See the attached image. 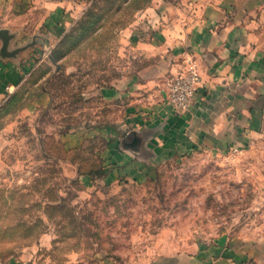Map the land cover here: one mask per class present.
<instances>
[{"label":"rangeland","instance_id":"obj_1","mask_svg":"<svg viewBox=\"0 0 264 264\" xmlns=\"http://www.w3.org/2000/svg\"><path fill=\"white\" fill-rule=\"evenodd\" d=\"M11 61L0 264H264V86L243 79L264 73V0H0ZM203 99L204 139L154 150Z\"/></svg>","mask_w":264,"mask_h":264},{"label":"crops","instance_id":"obj_2","mask_svg":"<svg viewBox=\"0 0 264 264\" xmlns=\"http://www.w3.org/2000/svg\"><path fill=\"white\" fill-rule=\"evenodd\" d=\"M217 7V8H216ZM225 6L222 5H218V6H212L211 11L212 12H220L224 10ZM207 16L210 15L206 14ZM237 29H235V31L232 33L234 34V36L231 35V37L235 38V41L237 43V39L242 38V34L239 33L238 31H236ZM205 32V31H204ZM217 34V33H216ZM214 35V34H213ZM212 35V36H213ZM220 35H222V32H220ZM212 36H203L202 40L204 43L207 44L208 46V41H204L205 38H211ZM205 37V38H204ZM220 37H226V36H220ZM201 44V43H200ZM206 46V47H207ZM212 49V48H211ZM223 54H229L230 52L227 51V49L224 48V51H221ZM207 53L208 56L205 57L203 54ZM244 52L243 51H239V52H235V56H238V58H236V65L240 66L239 64L241 63V56L244 59ZM200 56H204L201 57V59L199 58V64L200 63H209L210 62V54L208 53L207 50H205V48H202V54ZM248 57H251V55H248ZM204 59V60H202ZM17 62H10V63H4L2 66V70L0 71V79L2 80V85L4 87H9L11 85H13L14 82L17 81V79L19 78V70H18V65L16 64ZM243 68H240L238 71H240ZM244 70V69H243ZM245 70H247L245 68ZM243 72V71H242ZM238 73V72H237ZM248 73V75H244L246 78L243 79H248V82H254L252 85L255 87V89L252 90V92H250V94H256L258 93V86H264V73L262 74V76L259 78V73L258 72H253L252 74L249 72H245ZM1 85V84H0ZM0 97H2V94H0ZM219 104H216L217 108L219 109V114H226V116L228 115V113H232L235 109L236 106L234 108H231L230 105V99L229 98H225L219 101ZM237 103L240 102L235 101ZM204 99L202 100V102H194L192 104V106L185 112V113H180L176 114L174 116V118L172 119V117L170 118V116L168 117V119H172L173 121H175L176 125H183L184 130H182V132L179 133V138H180V142H182L183 144H178L177 142H167V141H162L157 138H153L151 141H153L152 148L154 150H168L171 151L173 149H186L189 145V143H192L193 140L194 141H199V140H203L204 139V133L206 131V123H205V110L202 106H204ZM223 103V104H222ZM211 105V104H210ZM209 105V106H210ZM208 111V110H207ZM210 111H211V106H210ZM210 111L207 112V116H209ZM154 115V114H152ZM233 116V115H232ZM202 117V118H201ZM173 125V124H172ZM187 128V129H186ZM198 130L199 133H201L202 135H200L199 138L196 137L195 131ZM153 132V130H151V133ZM154 133V132H153ZM167 140V139H166ZM154 145V147H153ZM234 252V251H233ZM230 255H234L232 254V251L228 248L223 249V250H219L218 252H215L214 254H209V255H202V256H198V257H189L186 256L184 258H181L182 263L181 264H236V259L233 258Z\"/></svg>","mask_w":264,"mask_h":264}]
</instances>
